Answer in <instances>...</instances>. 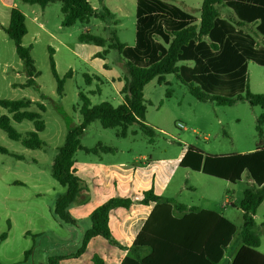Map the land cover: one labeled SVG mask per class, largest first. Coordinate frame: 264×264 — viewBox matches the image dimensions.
Segmentation results:
<instances>
[{
    "label": "trees",
    "instance_id": "trees-1",
    "mask_svg": "<svg viewBox=\"0 0 264 264\" xmlns=\"http://www.w3.org/2000/svg\"><path fill=\"white\" fill-rule=\"evenodd\" d=\"M22 1L39 5L42 9L51 3L60 2L63 27H72L77 22L88 23L92 17L107 24L109 18L115 24L119 22L115 13L103 5L104 0H99L103 12L95 9L88 0ZM221 7L230 8L235 17H222ZM248 25H255L256 31L264 36V0H204L200 17L165 0H136L133 46L122 43L116 30L111 31L110 42L88 31L82 33L80 42L108 47L104 52L97 53V57L106 58L110 49L118 51L127 74L122 89L124 101L119 106L108 101L93 105L87 94L79 93L81 104L78 110L82 121L68 129L52 164V177L66 189L55 203L54 216L63 222L74 223L69 209L88 190L73 168L75 153L78 150L94 154L114 151L101 144L94 148L82 146L81 138L92 123L99 121L105 129H117L118 137H126L128 128L136 125L151 142L155 139L156 130L145 124L147 105L144 98L145 86L155 79L159 84L167 83L166 76L174 74L187 86L190 94L201 102L231 106L245 100L251 106L261 107L263 113L258 118L256 130L259 138L263 139L264 93L250 91L248 62L264 66V46L258 45L256 39L244 31L243 27ZM5 32L14 42L27 75V81L21 86L36 87L39 72L31 57V47L23 45V38L28 33L26 16L16 7L11 9L10 23ZM49 61L57 82V93L62 96L71 70L63 78L60 77L52 48ZM97 79L100 80L99 77ZM85 81L91 84V76L86 74ZM33 105L37 107L36 110L32 109ZM0 106L11 115L0 116V129L10 139L21 142L27 149H42L46 146L40 137V133L46 129L43 118L46 106L43 103L33 102L29 98L0 99ZM24 120L31 121L35 130L21 133L12 125V121L21 123ZM0 153L18 160L24 159L1 145ZM180 167L232 184L242 182L243 174L248 173L251 183L244 190L240 202L243 226L239 237L242 246L231 264H264V253L259 251L261 238L254 231L256 223L253 218L264 201V144L251 152L230 154H210L190 145ZM151 202L155 203V207L121 264H220L228 245L237 235V227L229 219L212 210L187 208L179 203L175 204L176 209H188V214L177 218L172 213L173 202L156 195L153 189L145 192L140 201L142 204ZM133 204L134 201L129 198H111L97 207L90 217L92 226L85 233L75 256L81 255L89 241L96 236H102L110 244L123 249L109 227V216L113 209L130 208ZM7 235V232L1 234L0 240L6 239ZM33 251L34 248L25 253L24 262ZM58 259L51 257L49 262L58 264Z\"/></svg>",
    "mask_w": 264,
    "mask_h": 264
},
{
    "label": "rangeland",
    "instance_id": "rangeland-1",
    "mask_svg": "<svg viewBox=\"0 0 264 264\" xmlns=\"http://www.w3.org/2000/svg\"><path fill=\"white\" fill-rule=\"evenodd\" d=\"M15 1L19 10L24 11L28 17V33L23 38V45L26 47L32 45L31 57L39 76L36 78V87L13 86L14 83L26 82L27 75L23 62L16 53L14 42L4 33H0V38L6 40L2 43L0 55V99L14 100L43 94V103L46 106L43 118L47 128L41 137L48 145L43 151H29L21 142L10 139L0 129V145L25 156V160H17L13 156L0 153V235L8 231L10 219L13 220L10 241L1 247V264L22 261V252L31 248L32 241L39 245L43 243L47 247L50 243L53 235L51 230L55 229L52 209L59 190L64 189L52 177L55 146L61 145L68 129L77 125L82 119L77 107L80 103L79 93L87 94L93 105L104 101L117 105L116 96L111 98V83H106L100 74L111 78V75L116 77L119 72L123 74L119 79L123 81L126 79L127 74L117 50L110 49L106 58L97 57V52H104L108 47L82 43L79 39L80 35L88 31L109 40L111 31L116 30L122 43L129 46L135 44L136 0H104L103 5L115 13L119 20L117 24L111 18L108 19L107 24L92 17L88 23L77 22L72 27L61 25L63 14L60 2L49 4L43 10V17H41L42 8L39 5H30L22 0ZM88 1L95 9L103 12V5L99 0ZM165 1L200 17L204 0ZM221 15L227 19L235 17L233 11L227 7H221ZM36 18L45 23L46 29L38 27ZM243 29L256 39L258 45L264 46V36L256 31L255 25L244 26ZM50 48L54 50V59L60 77L63 78L71 70V76L66 78L62 96L57 93V82L51 72ZM86 74L91 76V84L86 83ZM98 76L101 81L97 79ZM248 80L251 92L264 93V66L249 61ZM166 81L168 83L158 84L155 79L148 84L145 91L147 121L163 129L162 133L158 134L155 144H144L148 137L143 135H141V143H133L131 138L119 139L113 129L103 128L99 121H95L87 128L84 143L94 145L102 141L117 147L146 146L151 154L163 156L172 155L184 144L193 145L210 154L251 152L258 145L264 144V137L260 139L256 130L258 118L263 113L261 107L251 106L245 100H240L231 106L201 102L190 94L187 86L174 74L167 75ZM117 98L120 97L117 96ZM32 109L36 110L37 107L33 105ZM2 115L11 116L5 108L0 106V116ZM12 125L19 132H25L27 128L33 127L31 121L23 123L12 121ZM43 152L46 153L45 156H42ZM33 158L37 161L33 162ZM2 161L5 164H1ZM30 171L35 172L36 177L43 178V189L45 191L48 189L49 192L38 195L39 188L36 187L37 183L31 180ZM191 174L187 180V186H193L196 191H184L183 199L192 200L200 207L211 209H218L216 207H219L220 203L227 204L226 208H221V212L237 226V235L221 263L227 264L240 240L239 235L243 224L240 202L243 199L244 190L250 185L248 173H244L242 182L237 184L227 183L228 181L203 173ZM16 178L23 179L28 185L13 184ZM181 181L183 177L177 175L173 184L179 185ZM28 214L29 217H27ZM258 214L259 218H263L264 205ZM35 226L45 229L44 234L33 237L35 232L32 230ZM27 230H31L32 235H24L23 233ZM67 233L65 229L60 231L61 236L66 238L63 241L69 245L63 248L61 253L70 252V248L77 239L76 232L69 237ZM260 238L262 241L260 251L264 253V232H260Z\"/></svg>",
    "mask_w": 264,
    "mask_h": 264
},
{
    "label": "crops",
    "instance_id": "crops-1",
    "mask_svg": "<svg viewBox=\"0 0 264 264\" xmlns=\"http://www.w3.org/2000/svg\"><path fill=\"white\" fill-rule=\"evenodd\" d=\"M15 7L19 9L15 0H0V33H4L5 35H7L5 32V28H7L10 23L11 9ZM43 10L44 9H42L41 17H43ZM22 12L26 16V24H27L28 17L24 11ZM35 20L36 22H38V27L40 29H46V25L43 21L41 22L40 19H37V18ZM3 42H6V40H4L3 38H0V55L2 53V43ZM31 46L32 45H29L28 47H31ZM121 75L123 74L117 72L116 77L111 75V78H110V77L105 76L102 73L100 74V77H102L106 81V83L107 82L111 83V94H112L111 98H113V96H116V100H117V105H114L113 103L110 102L114 106H119L124 101V95L122 94V89L125 86V81L119 79ZM24 83L25 82L20 83V84L14 83L13 86L22 87L21 85ZM147 86L148 84L144 88V98H145V91H146ZM42 96L44 95L39 94L38 96H34V97L29 96V97H23V98H29L33 102L43 103ZM117 96H119L120 98L118 99ZM80 104H81V101L79 104H77L78 108ZM146 105H147V100H146ZM146 115H147V111H146ZM24 121H28V120H24ZM81 121L78 124H80ZM145 124L153 127L157 132V136L152 142L149 140V137L146 136L136 125L130 126L128 128L126 137H118L117 136L118 130L117 129H113V130L115 131L116 137L119 139L126 140V139L131 138L133 143H136V142L141 143L142 141L141 135H143L146 138L148 137V139L145 140L144 144L153 145L156 143V138L158 137V134L162 133L163 129L159 127L158 125L155 126L152 123L148 122L147 118L145 119ZM46 128H47V125H46ZM34 130L35 129L33 125V127H29L26 129L25 132H21V133H26V132L34 131ZM43 132L40 133V137ZM86 133H87V130L85 134L83 135V137L81 138V144L84 148H94L98 144H101L103 146L113 148L114 151L99 152L98 154H94V153H88L84 150H78L75 153L73 168L75 169L76 174L84 181L88 190L87 191L85 190L82 193V196L79 199L78 203L74 204L69 209V213L72 219L74 220V223L63 222L60 219L56 218L53 214V209H54V206H55V203L58 197L61 194H63L66 190L63 187L64 188L63 191L59 190V193L56 196L55 203L52 209V215L55 220V229L51 230L53 231V235L50 239V243L48 244V247L47 245L46 246L43 245V243L39 245L32 241L31 248L26 249L22 252V255H23L22 261L9 262V264H50L49 259L51 257L59 258L57 260L58 264H99L100 262H101L100 264H121L123 259L127 255H129L128 249L133 245L138 234L141 232V230L145 226L146 221L150 217L155 207L154 202H151L150 204L140 203V201L144 198V193L151 189L154 190V193L156 195L165 197L168 200H171L173 202L171 203L173 207L172 213L177 218H183L186 214H188V209L186 211H179L175 207L176 203L183 204L187 206V208L196 207L199 210H212V211L220 213L221 215L225 217V215L221 212L222 210L221 208H226L227 204L220 203L221 205H219V207H216L218 209H211V208H206V207H200L196 205L194 201L187 200V199L185 200L182 197L184 191H187V190L196 191V188H194L193 186H190V187L187 186V182H188L187 180L192 175L191 173L193 174L201 173V172L192 171L188 168L180 167V162L182 158L184 157L188 146H190L189 144H184L183 147H181L177 152L173 153L172 155L163 156V155L151 154L148 151L146 146L145 147L140 146L139 148H137L134 145H129L127 147H117L113 145H107L106 143L102 141H98L94 145H86L84 143V138L86 137ZM66 134H65V137H66ZM44 142L46 143V146L43 147L42 149H28V150L29 151H43L47 148V145H48L46 141ZM62 144L55 146L56 154H57L58 148L62 146ZM13 153L25 157L21 153H16V152H13ZM240 153H246V152L242 151ZM45 155L46 153L43 152L42 156H45ZM22 160H25V158ZM32 161L36 162L37 160L33 158ZM1 164H5V163L2 161ZM34 173L35 172L30 171L29 175L31 177V180L37 183L36 187L39 188L37 190L38 195L49 192L48 189L47 191L43 189L44 187V185L42 184L43 178H40V176L36 177ZM177 175H181L183 177V181H181L179 185L173 184ZM227 183H230V182H227ZM13 184L24 185V186L28 185V183L26 181H23V179L21 178L14 179ZM54 190L55 189H53V191ZM111 198H129L134 201V204L130 208L117 207L111 211L110 216H109V227L112 231L114 238L117 240V242H119L121 246H123V249L118 246L110 244L102 236H96V237H93L89 241L86 247V250L81 255L75 256V254L81 247L82 240L84 238L85 233L92 226L91 219H90L91 214L97 207L104 204ZM219 200L220 198L217 199L216 201L219 202ZM263 205H264V201L259 205L256 213L253 216L254 221L256 223L254 231L259 236H260V232H264V216L263 218H259V214H258V211L263 207ZM27 217H29V214L27 215ZM12 223H13V220L10 219V224H9L10 228H8V231H6L8 233L7 238L4 240H0V257H2L1 255L2 245L10 241V233L13 228ZM63 229H65L68 232L67 237H69V235L72 234L73 232H76L77 239L75 240L73 247L70 248L71 249L70 252L61 253V250L63 248L69 247V245H67L68 243H65L63 241V239L66 240V238H63L60 234V231ZM44 230L45 229H41L40 227L35 226V228L32 230L35 232L33 233L34 234L33 237L43 235ZM32 231L27 230L23 234L26 236H30L32 235L31 233ZM231 243L228 245V248L231 245ZM241 246H242V243H241V240H239L238 245L236 246V249L234 253L232 254V256L230 257L227 264L232 263L236 253L238 252ZM260 247H259V251H260ZM32 248H34L33 253L29 257V259L26 262H24L25 253ZM48 250L51 251V253ZM226 252L220 264L225 259ZM95 257L97 258V260H95Z\"/></svg>",
    "mask_w": 264,
    "mask_h": 264
},
{
    "label": "built area",
    "instance_id": "built-area-1",
    "mask_svg": "<svg viewBox=\"0 0 264 264\" xmlns=\"http://www.w3.org/2000/svg\"><path fill=\"white\" fill-rule=\"evenodd\" d=\"M180 127H182V126L180 125Z\"/></svg>",
    "mask_w": 264,
    "mask_h": 264
}]
</instances>
